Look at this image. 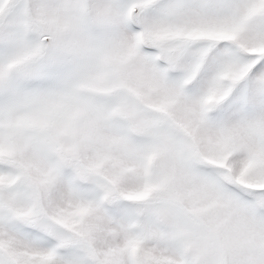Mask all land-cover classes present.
Returning <instances> with one entry per match:
<instances>
[{"label": "snow or ice", "instance_id": "snow-or-ice-1", "mask_svg": "<svg viewBox=\"0 0 264 264\" xmlns=\"http://www.w3.org/2000/svg\"><path fill=\"white\" fill-rule=\"evenodd\" d=\"M0 264H264V0H0Z\"/></svg>", "mask_w": 264, "mask_h": 264}]
</instances>
